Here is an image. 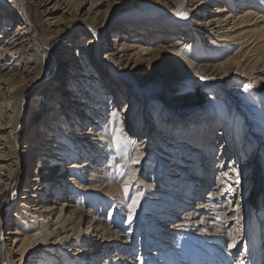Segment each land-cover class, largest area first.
<instances>
[{"label": "bare ground", "instance_id": "6f19581e", "mask_svg": "<svg viewBox=\"0 0 264 264\" xmlns=\"http://www.w3.org/2000/svg\"><path fill=\"white\" fill-rule=\"evenodd\" d=\"M137 1L0 0V197L15 193L0 226L3 262L247 264L246 252L238 254L249 244L239 204L254 151L264 146V0H195L191 10L187 0ZM29 3L58 35L54 51ZM201 11L206 17L195 21ZM120 19L118 30L131 41L113 30ZM172 36L154 50L143 43ZM160 64L175 68L160 82L179 99L153 102V85L137 82ZM230 81L236 85L227 91ZM195 87L208 94L204 102L182 95ZM114 161L128 167L129 187L138 189L141 171L154 165L144 187L166 188L157 193L162 207L151 240L140 239L139 249L134 227L125 234L99 216L100 200L127 207L123 189L108 184ZM20 172L25 186L15 190ZM215 212L224 219L218 230L209 222ZM188 230L212 237V251L177 250V234ZM256 242L264 247L263 226Z\"/></svg>", "mask_w": 264, "mask_h": 264}, {"label": "rangeland", "instance_id": "374dc122", "mask_svg": "<svg viewBox=\"0 0 264 264\" xmlns=\"http://www.w3.org/2000/svg\"><path fill=\"white\" fill-rule=\"evenodd\" d=\"M140 1H143V0H139L137 2H140ZM150 1H153V2L155 1L156 4H158V2L160 0H144L142 4H139V6L145 7L146 5H148L147 3ZM164 1H168V0H164ZM187 1L189 3V6L187 7L188 10H191L192 7H195V5H194L195 0L194 1L187 0ZM137 2H135V3H137ZM225 3L226 2H222V3H220V5H224ZM213 5H219V4H216L214 2V4H212V6ZM29 6L31 8L32 17L35 20L36 25L38 26V30H39L40 34L43 37H49L50 38L49 41L52 43L51 44L52 51H54L55 47H53V44L56 43L57 40L59 39L58 35H56V34L53 35V34L48 32L45 21L43 20V16H42L41 12L39 11V9L37 8V6H35L33 3H29ZM207 9L209 11H211L210 8H206L205 10H207ZM204 11H201L200 14L196 18L194 17L193 19L195 21H198V22L203 20V18L206 17V16H204ZM122 19H123V17H122ZM193 19H192V21H193ZM125 21L126 20H121V19L117 20V22L112 26V28H113V30L116 31V33L118 35H120L119 39H123L125 41H131V38H128L129 35L118 30V29H120L119 25L122 23H125ZM111 33H113V32H111ZM111 33L108 34L107 36L108 37L111 36ZM173 38H174V36H172L171 38H168L166 40H163L161 38H153L152 39V38L148 37V38H146V40L145 39L143 40L144 41L143 43H146V41H147L149 48L151 50H154L158 44L166 43L168 41H171ZM141 40L142 39H137V38H136V40L132 39V41H141ZM171 70H175V68H172L170 65H164V64L157 65L154 68L149 67L148 70L144 71L141 79L139 78L137 80V82H139V83H140V81H142L143 85H150V86L153 85V87L150 88V91H147V92H151L154 94L156 99H152L153 102L154 101L155 102L161 101L160 97H162L164 100H166L168 98L169 99H175V100L179 99L177 97H179L180 95H177L176 93H174L173 90H169V88H167V86H164L165 88H163L162 83L160 82V80L164 76H166L168 73H170ZM185 71L186 70H184L183 73ZM189 73H191V71H188L182 75L188 76ZM62 74H63V72H62L61 68L59 67L57 70L56 77L59 79V76L61 78ZM258 78H261V77L258 75ZM231 81H230L231 84L227 85L225 87V90L229 91L236 85V82H231ZM202 91L203 90L201 88L195 87L191 91L185 92L182 95L189 94L188 96L186 95V98L187 97L196 98L198 96L200 98L199 102H201V101L204 102V100L207 98L208 94L203 93ZM37 93L38 92L35 91L33 95L36 96ZM109 98H110V96H108V97H106V99H104V107L106 105V112L109 111V110H107V109H109L107 106ZM29 109H31V106L29 107ZM122 109H123V104L120 103V105L118 106V111H121ZM152 112H153V108H148L146 114L148 113V116H151ZM192 113H193V110L187 112L186 114H187V116H189V114L192 115ZM132 139H139V137L133 135ZM211 146L212 147L215 146V143L212 144ZM239 149H240V139L238 138L237 142H236V150L239 151ZM254 152L255 153L253 156H255V158H256L254 161L255 167L250 165L251 166L250 172L248 173L250 183H249V186L247 189V193L243 198L246 201L240 202V204H239L240 206H243V210H242V216L244 218L243 229L246 231V233L249 234V238H248L249 244H248V246H245V243H243L242 246H240V250H239L238 254H244L246 252V255L248 256L247 260H246L247 264H264V247H263V245H261V246L258 245L257 242L255 243V241H257L258 237L260 236L261 226L264 227V213H263V210H264V183L259 184V182H261L264 179V146H262V148L257 149ZM70 162L71 161L66 162V164L70 163ZM116 163L117 162L114 161V164H112V166H113L112 171L113 172L111 173V175H112L111 180L108 184L110 186L123 189V193L126 196V200H124V204L127 207L125 206L126 209H124L123 211H122L121 207L117 210L116 209V207H118L117 203L108 201V204H102L104 202H103V200H100V203L98 202V205H97L98 207H100L99 216H104L105 218H110L112 221L111 227H114L117 230H119L120 228H124L125 234L130 233L132 231V228L134 227L132 234H133V237L136 239V249H139L141 240H147V239L151 240L148 236H152L153 230H151V229H154V228H156L155 226H157L156 224H157V220L159 219V216L156 213L161 211L160 209L162 207L161 200L163 198V195L157 194V193H166L165 192L166 188L161 187V185H159V183H157L156 181H154L152 183V186L144 187L145 185L151 184L150 180L152 179L151 176L154 175V173L152 172V171H154V165H150L147 170L145 169V170L141 171L139 176L142 177V185L140 184V187L138 189H136L134 185L132 187L131 186L129 187V185H131L132 182H131L130 178H128L129 177L128 167H124L125 168L124 170H118V168H121L122 166L117 167ZM253 169H255V170H253ZM25 182H26L25 173L23 175L20 172L18 174V179H16V189L15 190H18V188L24 189ZM125 186H127V188H128L127 194H125V192H124ZM208 191H209V187L204 188V190L202 191V196H205L208 193ZM138 194H142V195L139 196L138 202L135 205V211L130 212L129 205H131L133 203V201L136 200ZM14 196H15L14 191H12V192L8 191L6 194H4L0 197V226L2 224V227L8 223L6 221V219H7V216L10 217L11 210L8 211L7 207H8V204L13 200ZM96 199H98V198H96ZM67 202H69V201H67ZM69 204H72V203H69ZM239 205H238V207H240ZM112 206L114 207V209H112ZM233 206H235V203ZM7 211H8V213H7ZM210 216L212 217V219L209 220V222L214 223V225H215L213 227L214 230H218L220 228L219 225L220 226L222 225L221 223L224 219L221 218L222 216L219 212L211 213ZM130 217H131V219H129ZM201 228H203V227H201ZM137 229H139V230H137ZM214 230L212 231V233H214ZM196 234H197L196 231L193 232L190 230L183 232L182 234H177L175 241H174V243L178 244V245L176 244L178 246L177 250L180 249L181 247L183 249H186L188 247H195V248L200 247L203 251H205L207 254H209L212 251V249L206 243H209L210 240L213 238L207 237V236H203V237L202 236H196ZM213 246L215 247L216 245L213 244ZM222 248L223 247H219L218 249L222 250ZM260 250H261V252H259ZM218 253L221 256V251H218ZM0 264H7V263L2 261L1 253H0Z\"/></svg>", "mask_w": 264, "mask_h": 264}, {"label": "snow or ice", "instance_id": "6c2138e0", "mask_svg": "<svg viewBox=\"0 0 264 264\" xmlns=\"http://www.w3.org/2000/svg\"><path fill=\"white\" fill-rule=\"evenodd\" d=\"M176 15L181 16L183 18H187L188 14L186 12H177ZM201 79H210V77H201ZM246 87L247 88H251V87H253V85L249 84ZM113 116L116 117L117 114L114 113ZM236 182L239 183V178L238 177H237V181ZM124 192H125V194H127V192H128L127 186H125ZM140 195H142V194H138L136 200H134L133 203L131 205H129L130 212H134L135 211V205L138 202V199H139ZM129 219H131V217Z\"/></svg>", "mask_w": 264, "mask_h": 264}]
</instances>
